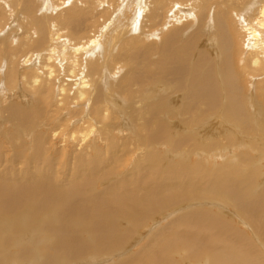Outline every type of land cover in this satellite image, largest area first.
Segmentation results:
<instances>
[{
  "label": "bare ground",
  "instance_id": "1",
  "mask_svg": "<svg viewBox=\"0 0 264 264\" xmlns=\"http://www.w3.org/2000/svg\"><path fill=\"white\" fill-rule=\"evenodd\" d=\"M49 2L55 14L52 19L44 16L47 28L51 27L48 35L43 16L34 12L33 0H0V25L2 20L9 29L15 25L18 12L12 9L14 5L27 14L15 33L22 44L18 53H24L29 44L33 47L19 60L25 65L20 71L23 82L28 73L35 84L45 78V71L55 74L49 65L61 63L57 47L64 50L69 42L82 45L77 50L85 55L89 52L84 68L97 77L77 96L84 99L90 92V102L117 107L121 127L132 116L138 125L132 124L135 128L131 129L138 160L132 172L116 176L106 189H99L101 183L93 182V177L82 182L81 169H76L79 175L71 172L64 177L46 172L40 163L37 170L30 165L38 163L35 156L27 169L14 170L0 162V248L4 254L5 249L23 244L38 246L41 257L29 259L32 264H84L87 258L117 246L113 239L117 231L119 241L130 238L139 223L157 222V215L164 216L159 210L169 206L178 214L149 242L142 264L165 261L161 251L167 246L165 254L172 260L180 257L183 264L190 258L193 262L189 264H264V80H257L264 77V0H142L131 21L122 26V8L124 12L129 9L123 0ZM65 34L69 37L62 44L55 40ZM34 48L42 49L35 52ZM16 57V52L7 56L3 64ZM113 61L116 67H108ZM119 62L130 63L126 77L116 70ZM13 70L16 67L7 68L10 73ZM246 78L255 92L259 90L255 98L245 93L249 89ZM77 80L76 86L82 87L85 81ZM66 81L61 82L63 87ZM144 82L151 84L140 100L145 108L140 105L128 111L117 92L135 91L133 97H140L143 92L138 93L134 84ZM118 83L121 86L111 87ZM15 106L8 108L19 114ZM102 114L107 113L101 110L97 118H103ZM26 122L14 134L20 135V143L25 138L22 127L37 136L28 118ZM149 129L153 134L146 149L138 132ZM175 131L185 139L184 146L173 142L170 149L175 154L160 151L170 145L168 138ZM161 135H166V141L153 146ZM226 149L229 154L224 153ZM219 160H226L225 167ZM88 166L95 168L91 163ZM103 172L109 178L115 166ZM126 203L125 214L114 217ZM40 210L43 213L37 216ZM222 218L229 221V227L220 222ZM173 242L183 246L174 247ZM125 264H134V260Z\"/></svg>",
  "mask_w": 264,
  "mask_h": 264
},
{
  "label": "rangeland",
  "instance_id": "2",
  "mask_svg": "<svg viewBox=\"0 0 264 264\" xmlns=\"http://www.w3.org/2000/svg\"><path fill=\"white\" fill-rule=\"evenodd\" d=\"M141 1L142 0H123V6L131 9V11L129 12V9H126V11L124 12V9L122 8L121 14L123 15V17L122 22L119 24L120 26L124 25L126 22L131 21L135 12L134 8L137 5V2H140L141 4ZM215 1L216 0H214V2ZM33 2L35 5L34 12L36 13L37 11L38 15L43 16V21L46 26L48 19L44 16H48L52 19L55 14L51 12V5L49 0H33ZM45 2L47 3V6L45 5ZM12 9H15L18 12L17 17L15 18V25L11 24L13 27L9 29V26L6 25L7 21L3 20L0 25V85L4 83L3 92H1L0 89L1 164H7L10 168L13 167L14 170H16L22 168L27 169L30 167V165H36L37 167L40 163V166L41 164L45 166H42L41 168L46 169V172H50L51 174L59 175L61 177L70 176L71 172H73V175H79L76 169H81L82 172H84L82 182L88 183V177H93V182L101 183V187L99 189L109 188L113 181H116L119 178L116 176H120V178L123 177L130 170L132 172L134 166L136 165V163L134 162L138 160V155L136 153V149L132 146L134 145L133 141H135L136 137L133 135V131L131 129L135 128L134 125H138L136 123H133L132 116H129V119H127L128 127H121L123 121H121L119 109L117 107H114L112 109L107 108L106 106H104V104H102V102H99L100 106L98 104H95V102H90V92L87 96L84 97V99H80L77 96L81 90H88L87 84L90 85L91 82H94L96 80L97 74L95 73V76L92 72H89V70L84 68V64L87 61L89 52L85 55L84 52L77 50V48H80L82 45L75 46L73 44L75 42H69L64 50L63 47L56 48V50L60 48V50L57 51V57L60 58L61 63H57L54 61L49 65L52 67V71H55V74H50L49 71L47 74L45 71V78H43L42 73L40 75L37 72V74L42 77L39 82L35 84L33 83L34 76L32 75V73H28L29 75L27 78L29 80L27 78L26 79L29 81V83L25 84L27 80H24L25 82H23V73L20 72L22 71L21 69L25 67V65L22 66L19 60L22 58L24 53L27 54V52H31L33 47H30L31 44H29L30 46L28 47H30L29 50L31 51H28L27 47L26 50L23 49V52L25 51L24 53H18V49L22 44L19 45L20 37L15 36V33L17 32L16 28L17 26H20L21 20L25 18L27 14L22 9H19L18 6L14 5ZM42 11H46L45 14L42 13ZM48 30H51L50 25L49 28H47L46 26V30L44 31L49 35ZM4 32L5 34H3ZM67 36L68 35L65 34L59 39L55 40L58 43L62 44ZM72 37L73 39H70L74 40V36ZM16 38L18 39L16 40ZM145 46H148V44H146ZM41 49H35L34 51H41ZM15 52L17 53V59L12 63H9L7 60L5 64H3L7 56L10 58L11 55ZM67 54H69L68 58ZM33 57H35V55H33ZM33 59H36V57ZM129 60L131 61V58H129ZM32 62L31 67L34 66V63L32 64ZM115 64H117V62L113 61L109 64L108 67H116ZM127 64L130 66V63ZM126 65H123L119 62L117 66L118 68L116 70L119 71V75L121 77H126L128 73ZM11 66L16 67V72L18 71L17 74L15 70H13L14 72L12 73L7 71V68H10ZM37 66H39V63ZM74 66H76L77 68L73 69ZM121 70L123 72H121ZM9 74H11L12 76ZM13 75H15L16 79ZM48 75L52 77L51 81L46 79ZM102 75H104V73H102L101 76ZM105 76L109 79L111 75L107 74ZM78 77H81V80L85 81L82 87L76 86ZM17 79L18 82L16 81ZM66 79L67 83L63 87L61 82ZM240 80H242L241 77ZM257 80H264V77H258ZM251 83H254V81H251ZM134 85L135 88H138V93L143 92L140 97H133L135 91L124 93H122L121 91L117 92L122 97L120 98L121 101L124 98V106L126 108L128 107V111L130 112H133V110L140 105L143 109L145 108L143 101L140 100H143V98L146 97L149 86L151 84L150 82H144L143 85ZM114 86H121V83H118L117 85L115 84L111 87ZM246 86L249 87V89L246 90L245 93L250 92L255 98V96L258 95L259 90L256 89V92L254 91V88L252 84H250V80L248 78H246L245 80V87ZM40 88L42 89V91ZM60 88H62V90H60ZM40 93H42V96L40 95ZM138 93H136V96H138ZM12 94L14 97L11 96ZM2 98L4 101L2 100ZM155 102L159 103L156 100ZM12 103L14 104V106L16 104L15 108L19 111V114H14L10 110V108H8L9 106H13ZM87 104H89V107H87ZM114 104H117V102ZM146 106L151 109V103H148ZM101 110H103L107 114H102L103 118H97L98 113ZM85 115H90V117H92L93 119L91 118L88 120L89 117L83 118ZM26 118H28L30 123H32L34 129L37 130V136H33V133L31 131L28 130V132L22 127V131L26 134L24 133V143L22 141V143H20V140H17L20 135L15 137L14 134L16 135L17 133H19L17 131V127H20L24 124L28 125V123L26 122ZM84 120L86 121L83 123L82 121ZM159 122L163 123L161 119H159ZM219 126L223 127V125ZM152 134L153 132H151L150 129L148 131L138 132L139 139L140 141H143L144 147L146 149H148L150 146L148 145V139ZM178 134V131H175L172 136L168 138V142H170V145L166 144V146L161 148L160 151L166 149L163 152L169 151L170 155L175 154L170 149V147L173 145V142H176L183 147L185 139L180 137ZM64 138L65 141H62V139ZM33 141H35L36 143H34ZM163 141H166V135H161L159 139H156L153 143V146H155L158 142ZM124 144H126V147H124ZM158 151L159 150H157V152ZM204 153L206 152L204 151ZM224 153L229 154L230 152L226 149ZM34 156L36 157V162L38 163L31 162L30 164V161H33L34 159ZM40 157L42 158V160ZM4 160L6 161L4 162ZM9 162H11V164ZM89 163L95 165V168H90V166H88ZM225 163L226 160H222L219 164H222L223 167H225ZM219 164H217L216 166H218ZM84 165L86 166V168L84 167ZM111 166H115L116 173L114 172L111 177L106 178L105 175L102 174V172L103 170ZM39 169L40 167H37V170ZM94 176L99 177V179H95ZM224 205L227 207V204ZM127 208L128 203L123 204L120 210L114 212L113 216L120 217V215L125 214ZM171 208L172 207L168 206L163 207V209L159 210L160 212H163L164 216L160 214L157 215V222L155 220L148 226H144V224L142 225L141 223H139L137 225L138 230L136 234L130 238L127 237L123 241H119L120 231H117L113 235V239L117 242V246L113 248L108 247L99 254L87 258L84 264H125L130 260H134V264H142V259L148 255L146 248L149 242L152 241L153 238L162 230V228L170 218H173L178 214ZM42 213L43 210H40L36 215L40 216ZM238 216L243 221L248 222L240 215ZM164 217L165 219L159 220V218ZM219 220L220 222L226 223L229 227L230 223L229 221H226L225 218ZM114 223L120 226V220L116 218ZM1 242L7 243L8 241ZM172 245L174 247H178L182 244L173 242ZM127 248H129L128 252H126ZM37 249L38 246L30 247L23 244H17L16 246L10 247L7 250L5 249L4 254V251L0 248V264H32L29 259H34L35 257L40 259L41 257V254L37 253ZM166 251H168V246L164 247L161 251V254L164 256L165 261L160 264H183L180 257H174V259L172 260L171 256L165 254ZM140 256L143 257L140 258ZM190 259L191 260H186L185 262H187V264H189L191 261L193 262V259ZM70 262H67L65 264H69Z\"/></svg>",
  "mask_w": 264,
  "mask_h": 264
}]
</instances>
